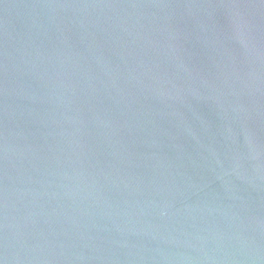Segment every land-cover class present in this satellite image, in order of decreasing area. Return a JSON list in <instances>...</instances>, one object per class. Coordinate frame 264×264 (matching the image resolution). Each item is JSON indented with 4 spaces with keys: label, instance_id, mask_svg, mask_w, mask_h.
Masks as SVG:
<instances>
[{
    "label": "water",
    "instance_id": "obj_1",
    "mask_svg": "<svg viewBox=\"0 0 264 264\" xmlns=\"http://www.w3.org/2000/svg\"><path fill=\"white\" fill-rule=\"evenodd\" d=\"M0 264H264V0H0Z\"/></svg>",
    "mask_w": 264,
    "mask_h": 264
}]
</instances>
